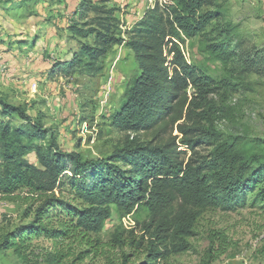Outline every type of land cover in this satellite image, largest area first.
<instances>
[{
  "label": "trees",
  "instance_id": "16d2710c",
  "mask_svg": "<svg viewBox=\"0 0 264 264\" xmlns=\"http://www.w3.org/2000/svg\"><path fill=\"white\" fill-rule=\"evenodd\" d=\"M230 1L156 2L141 21L123 31L109 0H80L70 30L85 28V37L92 40L81 43L71 60L53 65L52 72L96 76L103 70L100 59L123 42L124 34L139 74L125 92L113 125L135 137L103 160L64 153L54 134L46 144L43 127L22 107L0 99L2 116L18 114L29 122L20 127L0 123V196L27 203L29 216L36 206L34 221L12 233L7 248H16L17 240L31 233L50 234L41 220L57 205L72 216L64 235L84 236L102 230L112 204L124 215L144 204L153 219L148 227L155 236L169 231L173 252L188 250L186 238L193 234L201 210L235 211L246 206L250 196L251 204L259 203L264 210V142L219 133L216 116H225V109L206 99L220 90H252L249 76L264 77V48L239 31L227 11ZM198 35L204 51L226 65V78L216 81L186 60L181 45ZM31 151L39 165L26 158ZM67 186L68 196L81 209L64 200ZM176 201L180 204L174 211ZM220 239L225 246L226 239ZM167 251L151 250L145 264H156ZM258 252L264 255V241Z\"/></svg>",
  "mask_w": 264,
  "mask_h": 264
},
{
  "label": "rangeland",
  "instance_id": "374dc122",
  "mask_svg": "<svg viewBox=\"0 0 264 264\" xmlns=\"http://www.w3.org/2000/svg\"><path fill=\"white\" fill-rule=\"evenodd\" d=\"M156 2L165 0H109L107 5L116 8L115 15L125 31L141 21ZM79 10L80 0H0V99L22 107L32 122L43 127L46 144L54 134L58 150L103 160L135 137L134 132L114 126L113 120L139 68L123 34V42L100 59L103 70L96 76L53 74V65L71 60L81 43L92 40L85 37V28L82 32L70 30ZM227 11L239 31L264 48V0H231ZM181 46L188 63L216 81L228 76L226 65L204 51L199 35L187 38ZM248 81L252 90H220L206 99L217 109H225V116H216L219 133L264 142V77L252 74ZM194 91L191 86L189 94ZM1 110L0 105V123L12 127L29 123L18 114L2 116ZM26 158L39 165L35 151ZM68 188L64 200L81 209L68 196ZM252 198L235 211L219 207L201 210L193 234L186 238L188 250L173 252L169 231L155 236L154 229L148 227L153 219L144 204L127 215L112 204L102 230L84 236L64 235L72 216L57 205L41 220L52 230L50 234L31 233L17 240L18 249L7 248L12 233L34 221L36 206L29 216L27 203L0 196V264H145L155 248L169 252L156 264H264V255L258 252L264 241V210L259 203L252 205ZM179 204L176 201L172 209L176 211ZM220 237L226 239L223 247Z\"/></svg>",
  "mask_w": 264,
  "mask_h": 264
}]
</instances>
